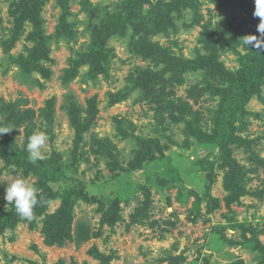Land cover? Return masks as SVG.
Returning <instances> with one entry per match:
<instances>
[{"label":"rangeland","instance_id":"rangeland-1","mask_svg":"<svg viewBox=\"0 0 264 264\" xmlns=\"http://www.w3.org/2000/svg\"><path fill=\"white\" fill-rule=\"evenodd\" d=\"M39 1L46 58L35 59L36 30L21 21L33 2L0 0V110L2 103L27 101L20 109L32 111L26 125L35 127L21 128L14 140L27 149L30 136L46 133L39 158L48 161L58 153L64 174L63 180L48 186L60 196L84 186L105 210L120 201V219L113 227L104 224L97 203L79 200L72 212L71 240L62 247L48 246L43 227L61 206L62 198L57 197L38 218L5 229L0 235V264H264V77L253 79L254 86L237 82L246 89L259 86L245 108L246 124H237L227 148L228 159L243 174L244 194L236 197L225 189L230 167L222 166L219 158L225 153L198 140L213 130L219 100L197 95L195 104L188 97L191 87L203 86L202 76H185L169 98L180 99L198 114L191 129L172 122L164 109L169 100L162 109L155 98L151 101L136 88L137 71L154 66L135 55L133 42L140 39V31L129 23L138 21L134 15L124 21L132 10L128 0ZM170 1L146 0L140 16L147 19L152 6ZM223 1L197 0V22L192 10L179 17L171 14L175 29L152 35L149 42L188 60L197 54L213 59L215 54L228 75L237 78L233 50L244 54L242 44L233 48L225 38L212 46L211 39L206 50L202 42L206 33L240 17L237 7ZM110 15L122 18L127 28L107 41L101 69L80 66L81 57L90 51L92 31ZM59 29L71 32L61 38ZM147 146L153 148L155 160L139 164ZM14 170L0 159V216L10 209L5 190L14 179L37 182L36 176L24 178ZM141 187L149 189L147 201ZM140 210L147 218L132 223Z\"/></svg>","mask_w":264,"mask_h":264},{"label":"trees","instance_id":"trees-1","mask_svg":"<svg viewBox=\"0 0 264 264\" xmlns=\"http://www.w3.org/2000/svg\"><path fill=\"white\" fill-rule=\"evenodd\" d=\"M144 1L146 0H128L127 5L131 6L132 10L126 12L124 15V21L133 17V15L138 19V21L129 22L134 28L137 27L140 31V39L133 42V46L135 45V55L144 61L150 62L154 66L153 69L152 67H146L144 70L137 71L134 80L136 88L147 93L151 101L155 98L158 105H162L161 108L163 109L165 103L174 95L172 89L181 86L186 80L185 76L193 74L202 76L204 80L203 86L199 90L197 86L191 87L187 91L188 97L194 100L195 104H197V95L199 97L207 95L211 100L219 97V100L216 102V109L213 112L216 116L215 122L213 123L214 128L210 134L200 135L198 137L199 143L212 145L218 149L219 153H225L227 158L219 157L222 161V166L229 165L230 167V171L225 178V189L230 191L232 195H236V197L243 195L244 189L241 184L243 174L241 169L237 170L235 168L234 161L228 159L229 154L227 148L231 139L235 138L234 133L237 129V124L239 126L244 125V123L246 124L245 108L250 102L251 97L258 93L259 84L252 88L254 86L253 79L257 81V77H264V48H256L255 46L248 45L244 41L246 36L251 40L254 37L250 36L260 35L257 31L260 20L253 16V0H228L227 5L232 4L240 10V17H231L226 24L222 23L216 31L206 33L202 41L206 50L210 48L209 42L211 39L210 44L212 46L224 43L225 38L231 39L234 43L233 48H236V45L242 44L245 51L244 54L236 51V49L233 50L234 54L238 57L237 63L239 70L237 72V78L228 75L222 65L217 62L215 54L213 59L206 55L197 54L195 59L188 60L182 57L172 56L165 47H162L158 43L152 44L149 42V38L152 35H159V33L165 34L169 28L175 29L174 24L171 23V14H176V17H179L184 14V11L192 10L193 21L197 22L196 16H199L197 12V0H171L166 5H154L150 9L152 15L147 16V19L146 17L140 16L139 11ZM224 1L226 4V0ZM31 2L34 5L30 7L28 14L21 21L22 23L25 21L30 22L36 30L35 36L38 38V41L32 53L34 58L39 59L42 56L46 58V55L42 52V50L46 49L44 47L46 38L41 31L42 21L39 15L42 4L39 0H31ZM147 2L149 3V0ZM122 22V18H115L113 15H110L102 25L99 27L95 26L94 31H92L93 42L90 51L81 57L80 66L90 65L95 71L101 69L99 67L102 61L106 59L107 41L116 35V33L121 34L127 28L124 27ZM22 23L18 25L19 28L23 27L21 25ZM70 32L65 29H59L57 35L58 37L64 38L69 36L68 34ZM212 35L214 36L212 37ZM16 62L20 64L19 61ZM158 67L160 68L157 70ZM201 81L199 83L200 85L202 83ZM238 81L248 82L252 86L246 89L238 85ZM220 84H226V87H221ZM26 103L27 101H21L19 103H2L1 105L2 108L0 111L2 119L0 121V128L7 127L13 130L10 133L0 135V159L4 161L7 167L11 166L15 169L14 171H20L24 178L29 175L37 177V182L34 186L41 193L37 196L40 203L33 210L34 219L38 218L46 210L50 201L57 197L62 198L60 208L46 220V224L43 227L46 244L48 246L57 245L58 247H62L66 242L71 240L70 223L72 220V212L79 200L87 204L97 203L99 205L98 210L103 214L102 222L113 227V224L120 219L118 216V210L121 211L119 208L120 201H115L109 209L105 210L103 207L104 204L96 196L89 195L85 191L84 186L81 185L76 189L77 191H66L60 196L48 184L56 183L64 179L63 167L59 164L61 156L55 153L48 161L40 158L33 161L29 158L27 149H20L17 146L14 140L15 134L23 127H27L30 130H33L35 127L31 124L26 125V122H31L32 111L25 110L23 112L20 109L22 106H27L25 105ZM165 108H167L172 122L184 123L189 128L193 125L192 121L198 119V114L192 113V107L180 99L175 102H170L169 100ZM186 131H188L187 128ZM152 149L150 146L143 148L144 155L139 159V164L155 160ZM111 157L113 163H115L114 159L116 157ZM139 164L135 166L140 167ZM202 167L204 168V165ZM208 169L212 171L213 165L209 164ZM239 171L241 172V176H239ZM141 189L147 201L150 196L149 189L145 187H141ZM198 204L199 202H195L194 207H198ZM144 213V210L137 211L132 216V223L142 222L143 219L147 218ZM25 221L27 220H22L18 217L14 206L10 205V209L0 216V235L5 229H11L15 224Z\"/></svg>","mask_w":264,"mask_h":264},{"label":"clouds","instance_id":"clouds-1","mask_svg":"<svg viewBox=\"0 0 264 264\" xmlns=\"http://www.w3.org/2000/svg\"><path fill=\"white\" fill-rule=\"evenodd\" d=\"M254 12L253 16L259 18L257 31L259 36L254 37L247 42L248 45L256 48H264V0H253ZM11 128H0V135L10 133ZM47 140L46 133H34L29 137L27 151L29 158L35 161L40 157V148ZM38 189L34 185H30L23 178H16L9 184L5 190V200L8 204L13 205L18 217L22 220L31 221L34 219V208L40 203L37 198Z\"/></svg>","mask_w":264,"mask_h":264}]
</instances>
